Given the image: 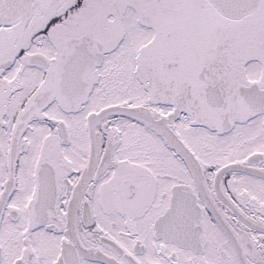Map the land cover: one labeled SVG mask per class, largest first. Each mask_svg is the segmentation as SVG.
Segmentation results:
<instances>
[{"label":"snow or ice","instance_id":"obj_1","mask_svg":"<svg viewBox=\"0 0 264 264\" xmlns=\"http://www.w3.org/2000/svg\"><path fill=\"white\" fill-rule=\"evenodd\" d=\"M0 264H264V0H0Z\"/></svg>","mask_w":264,"mask_h":264}]
</instances>
